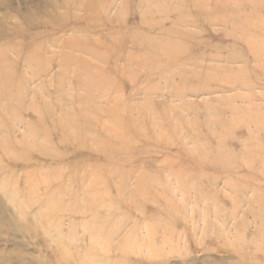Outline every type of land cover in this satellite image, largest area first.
Masks as SVG:
<instances>
[{
    "label": "rangeland",
    "instance_id": "374dc122",
    "mask_svg": "<svg viewBox=\"0 0 264 264\" xmlns=\"http://www.w3.org/2000/svg\"><path fill=\"white\" fill-rule=\"evenodd\" d=\"M226 1L0 0V264H264V0Z\"/></svg>",
    "mask_w": 264,
    "mask_h": 264
},
{
    "label": "bare ground",
    "instance_id": "6f19581e",
    "mask_svg": "<svg viewBox=\"0 0 264 264\" xmlns=\"http://www.w3.org/2000/svg\"><path fill=\"white\" fill-rule=\"evenodd\" d=\"M99 1V0H98ZM256 1V0H255ZM226 2H228V0L226 1ZM164 3H165V0H160V2H159V7H161V9L162 10H164V7H163V5H164ZM223 5H226L225 3H223ZM227 15H230V13H228L227 11H224V12H222L221 14H218L217 16H215V18H217V19H220V20H226L225 18L227 17ZM228 21V20H227ZM242 25V24H241ZM241 28V27H240ZM242 28H243V26H242ZM235 30V29H234ZM244 31V30H243ZM252 44V43H251ZM171 47H174L175 48V44H172L171 43ZM166 48V50L165 51H167V49H169L170 48V45H169V47H165ZM174 50V49H173ZM172 50V53H174L172 56H174L175 55V52ZM251 50V49H250ZM252 51V50H251ZM251 53V52H250ZM177 55V54H176ZM238 122V121H237ZM247 123V122H246ZM243 125V124H242ZM262 130V129H261ZM260 136V135H259ZM259 139V138H258ZM262 143V142H261ZM261 197V196H260ZM216 212V211H215ZM217 213V212H216ZM153 248V247H152Z\"/></svg>",
    "mask_w": 264,
    "mask_h": 264
}]
</instances>
